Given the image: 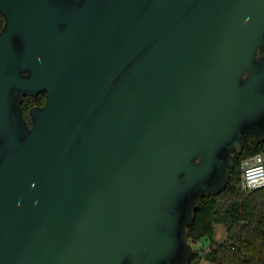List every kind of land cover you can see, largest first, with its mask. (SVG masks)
Segmentation results:
<instances>
[{
	"label": "water",
	"instance_id": "95a60500",
	"mask_svg": "<svg viewBox=\"0 0 264 264\" xmlns=\"http://www.w3.org/2000/svg\"><path fill=\"white\" fill-rule=\"evenodd\" d=\"M0 11V264H189L203 198L264 142V0Z\"/></svg>",
	"mask_w": 264,
	"mask_h": 264
},
{
	"label": "trees",
	"instance_id": "16d2710c",
	"mask_svg": "<svg viewBox=\"0 0 264 264\" xmlns=\"http://www.w3.org/2000/svg\"><path fill=\"white\" fill-rule=\"evenodd\" d=\"M5 23L0 11V30ZM264 51V49H263ZM46 95H26L22 107L29 123V110L42 105ZM264 150V142L254 143L248 137L244 148L235 152L233 168L225 188L203 198L189 227L194 252L189 264H264V187L250 192L241 187V165L245 158ZM227 230L225 239L215 240L216 225ZM208 239L211 246L203 250L198 243Z\"/></svg>",
	"mask_w": 264,
	"mask_h": 264
},
{
	"label": "built area",
	"instance_id": "2783aa9c",
	"mask_svg": "<svg viewBox=\"0 0 264 264\" xmlns=\"http://www.w3.org/2000/svg\"><path fill=\"white\" fill-rule=\"evenodd\" d=\"M241 187L245 192L264 187V150L243 160Z\"/></svg>",
	"mask_w": 264,
	"mask_h": 264
},
{
	"label": "rangeland",
	"instance_id": "374dc122",
	"mask_svg": "<svg viewBox=\"0 0 264 264\" xmlns=\"http://www.w3.org/2000/svg\"><path fill=\"white\" fill-rule=\"evenodd\" d=\"M226 235H227V230L225 226L223 224H217L215 240L217 242L222 241L223 239H225ZM198 245L201 246L203 250H207L210 248L211 242L208 239L204 238L198 243ZM204 264H210V263L207 261H204Z\"/></svg>",
	"mask_w": 264,
	"mask_h": 264
}]
</instances>
